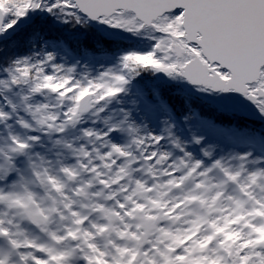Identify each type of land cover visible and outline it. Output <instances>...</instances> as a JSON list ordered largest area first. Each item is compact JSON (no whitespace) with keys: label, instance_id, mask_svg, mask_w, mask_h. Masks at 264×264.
I'll return each mask as SVG.
<instances>
[{"label":"snow or ice","instance_id":"1","mask_svg":"<svg viewBox=\"0 0 264 264\" xmlns=\"http://www.w3.org/2000/svg\"><path fill=\"white\" fill-rule=\"evenodd\" d=\"M0 264H264V0H0Z\"/></svg>","mask_w":264,"mask_h":264}]
</instances>
